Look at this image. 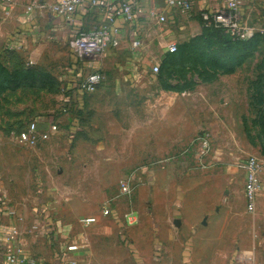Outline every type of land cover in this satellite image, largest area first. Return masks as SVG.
Segmentation results:
<instances>
[{"label": "crops", "instance_id": "0c3cea01", "mask_svg": "<svg viewBox=\"0 0 264 264\" xmlns=\"http://www.w3.org/2000/svg\"><path fill=\"white\" fill-rule=\"evenodd\" d=\"M31 1L18 0L7 5L0 0V53L11 46L14 54L22 55L33 46L32 42L45 38L64 43L80 31L107 24L110 16L105 8L91 6L89 0H83L70 19L54 13L48 6L59 0H46L47 7L26 12ZM150 2L157 7L165 4L164 0ZM246 10L250 24L264 30V0H247ZM193 20L187 22L191 25ZM178 21L180 23L181 18ZM140 29L142 45L137 48L140 50H147L150 31H162L149 26L145 20L126 23L120 45L112 50H135L132 40ZM77 66L82 69L69 75L64 83L62 114L71 109L78 111L69 129L80 134L79 138L88 143V149L130 152L128 162L122 167L133 166V169L119 180L120 194L133 197L143 188L156 205L163 208L159 212L154 210L157 220L154 224L127 225L122 218L124 211L119 212L111 200L116 215L115 212L111 216L102 214L104 217L96 218V222L84 225L88 239L86 242L73 240L78 246L76 250L63 252L66 237L58 231L54 241L45 245L40 242L34 246L33 242L39 241L28 238L29 264H71V261L74 264H264L262 242L248 235V231H257L258 224L248 228L246 223L231 225L213 218L221 211L211 207L208 199L223 192L227 206L233 207L231 203L239 191L238 176L241 173L245 176L240 167V152L234 154L223 147L215 148L209 138L216 130L218 117L214 102L200 113L198 97L192 94L196 90L184 91L185 82L169 78V74L160 73L159 79L151 80V68L134 62L116 64L117 70L129 73L112 78L106 74V79L95 91L84 92L77 87V81H81L85 65L79 63ZM186 83L193 86L191 81ZM54 120V116H50L47 120L41 119L39 125L46 127ZM92 135L95 142L90 139ZM203 138L210 142V150L205 155L201 154ZM122 180L129 183L130 193H121ZM262 184L257 206L263 204L259 196L264 194V179ZM260 208L258 214L262 218L264 210ZM176 219L180 220V225L174 223ZM1 243L0 240V256ZM59 251L62 254H58ZM155 252L160 256L155 257Z\"/></svg>", "mask_w": 264, "mask_h": 264}, {"label": "rangeland", "instance_id": "374dc122", "mask_svg": "<svg viewBox=\"0 0 264 264\" xmlns=\"http://www.w3.org/2000/svg\"><path fill=\"white\" fill-rule=\"evenodd\" d=\"M187 21L181 18V27H171L165 33L151 29L147 50H106L99 59L107 77L129 73L117 70L116 64L134 62L150 68L160 64V73L185 82L184 91L196 90L192 94L198 97L200 113L214 102L218 117L214 134H209L213 145L234 154L240 152L241 161L256 157L263 180L264 30L246 41L226 43L204 29L197 18L191 25ZM71 41L70 37L64 43L45 38L32 42L33 46L22 55L14 54L11 46L0 53V233L18 227L29 240L39 241L33 242L36 246L54 241L58 231L66 237L63 252L74 241H87L83 219L104 217L105 200H114L117 210L124 211L122 218L128 211H138L139 224H154V210L163 208L143 188L133 197L120 194L119 180L133 169L122 167L130 152L88 149L80 134L69 129L78 111L71 109L62 114L64 83L69 75L82 69L77 66ZM170 42L178 44L177 59L166 51ZM149 76L151 80L159 79V73L151 71ZM190 81L192 87L186 83ZM50 116H54L50 122L57 124V132L37 146H29L24 134L30 123ZM90 139L94 141V135ZM238 177L239 191L231 203L233 207L227 206L223 192L208 199L211 207H218L222 213L215 214L214 221L246 223L248 228L258 224L257 231H248V235L262 242L264 250V214L262 218L258 214L260 206L264 210V194L259 196L263 204L258 203L254 212L247 211L245 176L241 173ZM154 255L160 256L158 252Z\"/></svg>", "mask_w": 264, "mask_h": 264}, {"label": "built area", "instance_id": "2783aa9c", "mask_svg": "<svg viewBox=\"0 0 264 264\" xmlns=\"http://www.w3.org/2000/svg\"><path fill=\"white\" fill-rule=\"evenodd\" d=\"M18 0H3L7 5H13ZM83 0H59L51 5L50 9L65 18L70 19ZM163 7H157L150 0H118L108 3L106 0H89L94 7L105 8L110 12L108 23L99 27L80 31L71 41V50L79 63H84L85 72L81 73V81L77 84L84 92H93L106 79L105 66L99 59L106 50L116 49L120 43V35L123 25L126 23H138L145 20L150 26H155L162 31L171 27L182 26L178 19H198L204 29L220 31L233 42L246 41L255 36L259 31L248 21L246 10L247 0H164ZM36 7H47L46 0H32L26 6V12H31ZM142 30L137 31V36L132 40V47L139 48L142 45ZM178 50L176 42H170L168 53ZM160 64L155 63L151 67L154 74L160 71ZM40 119L34 120L27 128L24 138L29 146L35 147L39 143L48 140L58 130L55 122H50L46 127L39 125ZM201 154L205 155L210 150L208 139L201 140ZM245 172V199L246 210L254 212L257 199L262 187L260 178V165L258 159L249 156L240 164ZM121 193L131 192L127 180L120 182ZM114 213L111 200L104 202L102 214L111 216ZM127 225H135L139 222L136 212L128 211L123 216ZM96 217L83 219L86 225L96 222ZM2 255L0 264H29L28 237L18 228L12 226L1 234ZM77 245H69L67 250L73 251ZM74 264L73 261H71Z\"/></svg>", "mask_w": 264, "mask_h": 264}, {"label": "trees", "instance_id": "16d2710c", "mask_svg": "<svg viewBox=\"0 0 264 264\" xmlns=\"http://www.w3.org/2000/svg\"><path fill=\"white\" fill-rule=\"evenodd\" d=\"M208 30V29H206ZM212 34L217 37V38H220L222 39L223 41H225L226 43H236V42H233L230 40V38L228 36H226L225 34L221 33L220 31H215V30H211ZM179 51V47H178V50L177 52L175 53H168L169 55H174V59H177V56L176 54L178 53ZM160 71H161V66H160ZM160 71H159V74H160Z\"/></svg>", "mask_w": 264, "mask_h": 264}, {"label": "water", "instance_id": "95a60500", "mask_svg": "<svg viewBox=\"0 0 264 264\" xmlns=\"http://www.w3.org/2000/svg\"><path fill=\"white\" fill-rule=\"evenodd\" d=\"M174 223L176 224V225H180V220L179 219H176L175 221H174Z\"/></svg>", "mask_w": 264, "mask_h": 264}]
</instances>
